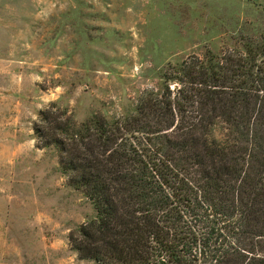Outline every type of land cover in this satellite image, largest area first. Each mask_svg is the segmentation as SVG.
<instances>
[{
	"label": "trees",
	"instance_id": "trees-1",
	"mask_svg": "<svg viewBox=\"0 0 264 264\" xmlns=\"http://www.w3.org/2000/svg\"><path fill=\"white\" fill-rule=\"evenodd\" d=\"M33 130L93 207L68 237L80 260L264 264V33L168 64L128 114L52 103Z\"/></svg>",
	"mask_w": 264,
	"mask_h": 264
},
{
	"label": "rangeland",
	"instance_id": "rangeland-1",
	"mask_svg": "<svg viewBox=\"0 0 264 264\" xmlns=\"http://www.w3.org/2000/svg\"><path fill=\"white\" fill-rule=\"evenodd\" d=\"M263 33L264 0H0V264H96L71 250L94 210L37 147L40 111L128 114L168 64Z\"/></svg>",
	"mask_w": 264,
	"mask_h": 264
}]
</instances>
